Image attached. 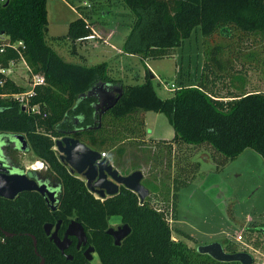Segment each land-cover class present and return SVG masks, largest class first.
Segmentation results:
<instances>
[{
	"label": "trees",
	"instance_id": "obj_1",
	"mask_svg": "<svg viewBox=\"0 0 264 264\" xmlns=\"http://www.w3.org/2000/svg\"><path fill=\"white\" fill-rule=\"evenodd\" d=\"M67 1L78 2V15L64 35L53 39L58 45H69L70 55L82 62L65 60L47 42L46 0L0 4V68L23 60L30 77H43L28 99L38 111H30L18 99L1 95L24 88L0 73V80L4 79L0 133L23 134L27 150L61 185L54 211L36 191H22L13 199L0 196V264H92L80 251H70L72 258H66L47 237L43 224L56 218L62 220L61 229L71 219L81 223L99 264H241L216 260L173 238L166 213L175 207L178 190L198 172L200 163L193 155L199 149L213 161L216 171L244 148L253 149L264 162V89L245 91L243 87L250 70L264 75V0ZM113 7L122 9L130 20L121 52L142 60L172 55L200 27L204 62L199 78L161 98L148 74L143 82L129 84L111 76L106 62L87 64L77 45L94 35L96 24L107 26ZM101 92L112 100L103 104ZM148 110L167 117L173 129L170 139L146 138ZM65 135L99 153L149 143L144 164L147 174L154 171L159 176V184L147 179L141 165L136 169L142 171L148 189L142 202L123 185L114 195L96 197L59 160L54 142ZM187 148H194L193 152L187 153ZM113 216L130 228L118 245L106 233ZM223 247L230 253L239 251L229 240Z\"/></svg>",
	"mask_w": 264,
	"mask_h": 264
},
{
	"label": "rangeland",
	"instance_id": "obj_2",
	"mask_svg": "<svg viewBox=\"0 0 264 264\" xmlns=\"http://www.w3.org/2000/svg\"><path fill=\"white\" fill-rule=\"evenodd\" d=\"M77 5V1L71 5L67 0H46L45 38L58 54L70 62L82 61L70 55L69 45L64 43L58 45L53 37L66 33L68 23L78 15L75 10ZM112 10L114 14L108 17L107 27H113L114 31L110 32L108 28L102 30L104 25L96 24L93 26V38L77 45V50L85 56L86 63L106 62L110 75L129 84L143 82L145 74H148L157 95L161 98L171 95L169 90L171 83L187 86L199 78L204 62V43L200 27H196L190 36L176 47L172 55L142 60L138 55H125L118 52L117 48H121L122 41L128 32L130 20L123 14L122 9L113 7ZM216 39L220 40V37L216 36ZM206 43L211 44L210 40ZM5 70L8 77L13 78L22 87H27L30 73L23 60L17 61ZM249 73L250 75L248 73L247 75L251 80L250 90L264 89V75L261 76L256 69L250 70ZM145 130L147 139L168 140L173 136V129L167 117L163 113L152 110L145 112ZM132 147L128 144L120 150L106 151L112 166L120 174H128L142 165L147 179L159 184V176L154 171L147 174L144 164L150 144L146 143L139 148ZM54 149L56 150L55 147ZM193 149L187 148L185 151L192 153ZM199 151L201 152L193 155V158L200 163L198 172L178 190L175 207L166 213L172 237L192 246L213 241H219L224 246L225 241L229 239L239 251L249 253L254 259V264H260L264 254V162L262 157L253 149L244 148L221 170L216 171L213 161L203 156V149ZM17 160L24 170L42 163L30 149L18 150ZM118 224L117 216L110 218L109 227L115 228ZM178 229L188 232L197 241L189 242L180 235ZM237 235H241L240 241L236 240ZM246 246L255 248L260 253L253 252L245 248ZM91 263L99 264L96 253Z\"/></svg>",
	"mask_w": 264,
	"mask_h": 264
},
{
	"label": "water",
	"instance_id": "obj_3",
	"mask_svg": "<svg viewBox=\"0 0 264 264\" xmlns=\"http://www.w3.org/2000/svg\"><path fill=\"white\" fill-rule=\"evenodd\" d=\"M152 77V74H151ZM101 102L106 104L112 100L108 93H100ZM97 109V108H96ZM10 136V137H9ZM8 142H14L17 148L22 151L27 150L28 142L23 134H2L0 133V150L1 147ZM58 152L59 160L66 164L71 173H75L85 181L86 188L96 194L98 198H105L114 195L118 192L119 186L133 191L140 202L148 195V189L142 183L143 173L139 169L132 170L128 174H120L116 168L112 166L110 161L100 157V153L78 138L65 135L57 138L54 142ZM39 170L30 169L24 170L20 166L8 168L0 157V196L13 199L22 191H36L41 194L46 201L53 202L55 200V186L49 185L46 182H37L32 175L38 173ZM60 224L58 220L55 224V230L50 234L49 239L63 253L69 244V236L77 238V246L86 243V234L84 227L75 219H72L64 232L62 239L57 235V228ZM51 223H45L43 226L46 234L50 233ZM130 231L127 224H121L117 227H108L106 233L111 235L114 244H120V241ZM35 246V239L33 237ZM196 250L200 253H206L219 261H238L241 264H251L253 257L245 251H237L234 253L226 252L222 244L218 241H213L196 246ZM94 247L88 245L84 250V257L91 261ZM66 258H71V255L66 254ZM42 262V261H41Z\"/></svg>",
	"mask_w": 264,
	"mask_h": 264
},
{
	"label": "flooded vegetation",
	"instance_id": "obj_4",
	"mask_svg": "<svg viewBox=\"0 0 264 264\" xmlns=\"http://www.w3.org/2000/svg\"><path fill=\"white\" fill-rule=\"evenodd\" d=\"M10 137V136H9ZM16 145L17 144H15L14 142H8V143H5L2 147H1V150H0V157L2 158V161H3V163L8 167V168H13L14 166H21L20 165V163L18 162V160H17V151L18 150H20L19 148H17L16 147ZM22 151V150H21ZM26 151V150H25ZM23 168V167H22ZM44 168V169H43ZM30 169H33L32 167H30L29 169H27L26 171H29ZM36 169V168H35ZM46 166L45 165H43L42 167H41V169H36V170H39V172L38 173H35V174H33L32 175V178H34L38 183L39 182H46L47 184H49V185H54L55 187V195H54V197H55V200L53 201V202H51V201H46L45 200V198L43 197V199H44V201H45V203H46V205L50 208V210L51 211H54L55 209H57V205H58V201H59V197H60V192H61V185H60V183H59V181H57L55 178H54V176L53 175H50V174H47V171H46ZM58 220H60V224H59V226H58V228H57V235L60 237V239H62L63 238V236H64V232H65V230H66V228H67V225H68V223L72 220H70L67 224H66V226L63 228V229H61V224H62V220L60 219V218H56V219H54V221H46L45 223H51L52 224V227H51V229H50V233L49 234H46L45 232V234L47 235V237L49 238V236H50V234L55 230V224H56V222L58 221ZM44 223V224H45ZM44 224H43V226H44ZM122 223L119 221V224L117 225V226H119V225H121ZM116 226V227H117ZM44 230V229H43ZM86 234V233H85ZM69 239H70V241H69V244H68V246H67V248H65V250H64V252L62 253L59 249V251H60V253L61 254H63L64 256L66 255V254H69V255H71V253H70V251H80L82 254H83V256H84V250L86 249V247L88 246V245H91L89 242H88V240H87V236H86V243L85 244H79L78 246H77V238L75 237V236H69ZM52 241V240H51ZM92 246V245H91ZM94 253H96L95 251L94 252H92V260H93V255H94ZM97 255V254H96ZM71 258H72V255H71ZM70 258V259H71ZM69 259V258H68ZM91 260V261H92Z\"/></svg>",
	"mask_w": 264,
	"mask_h": 264
},
{
	"label": "built area",
	"instance_id": "obj_5",
	"mask_svg": "<svg viewBox=\"0 0 264 264\" xmlns=\"http://www.w3.org/2000/svg\"><path fill=\"white\" fill-rule=\"evenodd\" d=\"M5 0H0V4L1 3H3ZM18 45H21V42H18L17 43ZM24 62V61H23ZM15 63L14 62H10V66H12V65H14ZM26 65V64H25ZM27 67V66H26ZM6 68H0V73L1 74H3L4 76H7L6 75V70H5ZM27 70H28V68H27ZM3 83H4V79H1L0 80V86L1 85H3ZM28 83H29V86H28V88L25 90H23L22 92H19V93H13V94H11V95H9V94H1L2 96H12V97H14V98H16V99H18L20 102H21V104H22V106L24 107V108H26V109H29L30 111H38V107H37V105H33V106H30L29 104H28V99L30 98V96L33 94V88H34V86L35 85H38V84H42L43 83V77L41 76V75H39V74H35V75H31V77H30V79H29V81H28ZM177 87H175V85L174 84H170V88H169V90H174V89H176ZM55 147V146H54ZM53 147V148H54ZM107 156V153L105 152V151H102V152H100V157L101 158H105ZM41 165L43 166V164L41 163ZM32 168L33 169H35V167L34 166H32ZM41 168V167H40ZM236 240L237 241H240L241 240V235H237L236 236ZM243 243V242H242ZM245 244V243H244ZM246 245V244H245ZM245 248H249V249H251L253 252H256V253H260L257 249H255V248H252V247H250V246H246ZM254 264V263H253ZM260 264H264V254H262V257H261V261H260Z\"/></svg>",
	"mask_w": 264,
	"mask_h": 264
},
{
	"label": "crops",
	"instance_id": "obj_6",
	"mask_svg": "<svg viewBox=\"0 0 264 264\" xmlns=\"http://www.w3.org/2000/svg\"><path fill=\"white\" fill-rule=\"evenodd\" d=\"M103 27V29L102 30H105V29H107L108 31H114V28L113 27H107V26H102ZM94 36V35H93ZM93 36L92 37H90V38H93ZM90 38H88L87 40H89ZM86 40V41H87ZM117 50H118V52L120 51V53H122L121 52V50L119 49V48H117ZM78 53L80 54V55H82L83 57H84V61H86L85 60V56L81 53V52H79L78 51ZM100 55H101V53H100ZM125 55H128V53H125ZM62 56V55H61ZM79 59V58H78ZM80 60V59H79ZM87 64H89V63H87ZM91 64H93V63H91ZM250 72V71H249ZM248 72V75H250V73ZM248 75H246V77H245V80H244V83H243V87H244V89H245V91H248V90H250L251 89V84H250V82H251V80H249V76ZM112 76V75H111ZM10 78V77H9ZM116 78V77H115ZM10 79H12L13 81H14V79L13 78H10ZM182 81H184V79H183V76H182ZM16 84H18L16 81H14ZM173 84V83H172ZM18 85H20V84H18ZM21 86V85H20ZM28 86H29V83L27 82V87H23V88H25V89H27L28 88ZM175 87H178L177 85H175ZM171 91V90H170ZM173 91V90H172ZM171 91V92H172ZM99 99H100V101H101V97H99ZM146 137H147V135H146ZM178 230H181V231H183V232H185L184 230H182V229H178ZM180 233V235H183L181 232H179ZM185 233H188V232H185ZM189 234V233H188ZM189 235H191V234H189ZM192 236V235H191ZM184 237V236H183ZM193 237V236H192ZM194 238V237H193ZM187 239V238H186ZM195 239V238H194ZM189 242H191L192 240H190V239H187ZM227 240H229V239H227ZM197 241V240H196ZM219 242V241H218ZM226 242V241H225Z\"/></svg>",
	"mask_w": 264,
	"mask_h": 264
},
{
	"label": "bare ground",
	"instance_id": "obj_7",
	"mask_svg": "<svg viewBox=\"0 0 264 264\" xmlns=\"http://www.w3.org/2000/svg\"><path fill=\"white\" fill-rule=\"evenodd\" d=\"M34 167H35L36 169H41L40 167H42V165H41V163H40V165H39V164H35Z\"/></svg>",
	"mask_w": 264,
	"mask_h": 264
}]
</instances>
